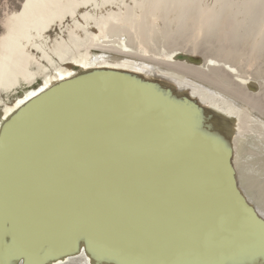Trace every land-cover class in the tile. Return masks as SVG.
Instances as JSON below:
<instances>
[{"label":"bare ground","instance_id":"bare-ground-1","mask_svg":"<svg viewBox=\"0 0 264 264\" xmlns=\"http://www.w3.org/2000/svg\"><path fill=\"white\" fill-rule=\"evenodd\" d=\"M0 103V264H264L262 0H44Z\"/></svg>","mask_w":264,"mask_h":264},{"label":"rangeland","instance_id":"rangeland-1","mask_svg":"<svg viewBox=\"0 0 264 264\" xmlns=\"http://www.w3.org/2000/svg\"><path fill=\"white\" fill-rule=\"evenodd\" d=\"M42 1H44V0H0V42L5 37V35H7V33L9 32V30H11V28H13L15 25L18 24L20 18L22 17L23 13L25 12V10L27 8L32 7V6H34L37 3L42 2ZM108 40H110L109 41L110 44L115 45V46H118L119 45V42L122 45L123 44L122 41L123 42H126V43H132L134 45L141 43L138 38H134V36L132 37V35L123 36L122 38H120V36H108ZM108 44L109 43H105V45H107V46H108ZM142 44L144 46H146L147 49L148 48H149V50L154 49V51H156V52L159 51V49L161 47V46H158V44H155V43H150V44H147V45H145L144 43H142ZM187 44H189V45L179 44V45L174 46L172 48H166V49L165 48H162L163 51L160 50V52L162 51L161 52L162 54H159V55L162 56V58H168L169 56H167V54H171V53L175 54V53H177L179 51H183V52H186V51L187 52L188 51H196V52H198V51H200V50L197 49L198 47L197 48L196 47L195 48L191 47V45H190L189 42H187ZM204 47H206V46H204ZM121 48H122V51L123 52L121 50L119 52H122V53H120V55L122 56L123 59L125 58V59H130V60L137 61V58L131 57L130 55L124 56L123 54H126V53H124V48L122 46H121ZM93 52L95 54L98 53L101 56H105V57L107 55L106 58H108V54L109 55H112V56H118L117 55L118 53H116V52H114V54H113V52L110 53V52H108L106 50H101V49H94ZM245 61L246 60H244L243 62H245ZM148 63L152 64V66L155 65L151 61H149ZM246 63L249 65V66L246 65V67L248 66L246 68V70L248 69L249 72L250 71L252 72V70L258 66L257 64H259V63H256V62H253V61H250V60H247ZM155 66H157V65H155ZM157 67H160V66H157ZM38 83H41V80L40 79L35 80V82L32 84L33 86L32 85L29 86V85L25 84L23 87H18L14 91V94L12 93V94H10V96L11 97H13V96H19L24 91L30 90L32 88L37 87L38 86ZM181 84H183V86ZM185 85H186V83L181 82V81L178 80V85H175V86L178 87L179 89L180 88H183L184 89L185 88ZM167 89L169 90V92L173 96H178V95H175L174 94V92H176V88H174L172 86H169ZM2 107H4V105L2 103H0V110H1ZM77 110H83V109H81L80 107H77ZM148 114H149L148 120H151L152 123L158 125V122L156 121V119H153L154 118V116L152 115L153 112L150 111ZM130 128L135 130L137 127L134 128L132 126ZM130 131L127 130L126 133H128ZM142 131H143L142 129H139V131H138V133H140V136H142V133H141ZM151 141H153V139L150 136H148V138H144L143 139V141H142L143 143L142 144L143 145H147V143H149ZM119 142L120 143L122 142L120 138H119ZM176 143H177V141H176ZM121 144H120V146H121ZM104 149H108V147L105 146ZM121 151H122V154L121 155H124L125 154L126 160L128 159V157L130 155V157H129V159L127 161H131V159L133 158L132 156H134V155H132L129 151L127 153V151L125 150V148L122 149ZM104 190H106V189H104ZM87 258L88 259H84L83 256L77 255L75 260L65 259L64 261H61V262L58 261V264H92V261H90L89 259L90 258H96V257H87ZM101 258H104V257H101Z\"/></svg>","mask_w":264,"mask_h":264},{"label":"snow or ice","instance_id":"snow-or-ice-1","mask_svg":"<svg viewBox=\"0 0 264 264\" xmlns=\"http://www.w3.org/2000/svg\"><path fill=\"white\" fill-rule=\"evenodd\" d=\"M262 2H264V0H262Z\"/></svg>","mask_w":264,"mask_h":264}]
</instances>
